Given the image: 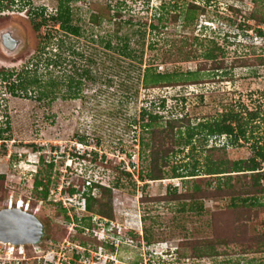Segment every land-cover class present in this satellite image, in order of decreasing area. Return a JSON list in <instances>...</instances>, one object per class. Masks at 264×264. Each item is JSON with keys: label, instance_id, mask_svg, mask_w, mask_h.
<instances>
[{"label": "rangeland", "instance_id": "374dc122", "mask_svg": "<svg viewBox=\"0 0 264 264\" xmlns=\"http://www.w3.org/2000/svg\"><path fill=\"white\" fill-rule=\"evenodd\" d=\"M5 4L0 11V29L14 34L19 45L17 53H0V208L11 202L28 204V212L41 222L44 232L34 246L0 243V264H264L263 251L245 252L232 244L218 247L224 256L205 257L211 251L205 244L215 238L212 213L224 212L228 198L206 199L201 211L197 210L200 202L191 204L185 198L150 201L169 198L175 191L185 195L198 185L210 184L213 189L223 182L204 175L202 149L225 144L229 159L241 161L250 158L255 147L264 148V65L259 66L264 37L254 40L255 31L243 39L231 37L243 26L264 31V25L249 18L259 13L264 17V0H72L69 6L85 39H95L87 45L84 37L78 41L66 38L58 25L48 23L39 33L34 31L30 13L44 7L45 16L54 14L57 0H10ZM189 4L204 12L188 11ZM90 13L105 20L92 26ZM127 20L129 25L124 24L119 35L124 31L131 35L130 48L139 49L143 56L140 71L127 72V65L136 64L117 58L99 43L113 34L118 21ZM48 31L55 32L56 40L51 45H45L44 39L40 43ZM224 34L228 40L220 37ZM62 40L65 44L75 42L74 48L88 54L94 80L83 81L78 74H69L84 84L80 96L63 99L65 87H60L50 105L37 102V89L28 88L27 96H13L8 90L10 82L2 80V71L20 72L28 63L29 70L37 64L42 80L50 73L56 81H67L58 69L46 65L55 61L51 54ZM43 45L45 49L40 50ZM215 45L223 52V58L219 56L227 65L223 70H214L213 62L203 58ZM239 59L253 66H230ZM201 63L205 66L198 72ZM147 67L176 73L181 80L173 86L145 89L141 79ZM145 112L161 118L152 128L161 130L170 120L186 118L194 133L192 141L184 144L187 128L174 131L180 144L169 145L172 152L167 156L163 180L142 182L138 178L149 169ZM229 114L237 115L244 135L234 144V137L230 143L224 136H207L204 141L207 125ZM35 182H41L40 188H34ZM95 184L111 189L108 204L112 220H87L82 195L90 188L91 195H98ZM44 188L49 193L46 201L41 200ZM71 189L72 196L68 194ZM58 190L71 200L63 199L61 206L53 204L55 195L60 196ZM98 222L104 227L96 226ZM247 225L249 235L262 231L264 210ZM195 252L203 257H196Z\"/></svg>", "mask_w": 264, "mask_h": 264}, {"label": "trees", "instance_id": "16d2710c", "mask_svg": "<svg viewBox=\"0 0 264 264\" xmlns=\"http://www.w3.org/2000/svg\"><path fill=\"white\" fill-rule=\"evenodd\" d=\"M4 1L6 2L5 6H7V2L10 0ZM71 1L72 0H57L55 12L54 14H49V16H45L46 8L44 7H41L39 10L32 11L30 15L32 14L34 17L31 20L34 31L39 33L41 27L47 26L49 23L52 27H54V25H58L59 30H61L66 38L75 37L77 38V41L78 39L83 38L85 32L79 25V19L74 18V14L69 6ZM229 9L233 10L234 12L237 10L233 7H230ZM187 10H200L201 12H204L202 8L194 4H189ZM38 18L40 19L39 22H37ZM249 18L253 19L257 25H264V17L260 13L259 15L255 16L251 15ZM100 20H105V18L94 13L89 14L88 22L92 26H99ZM116 24L117 25L113 34L108 35V37L105 36L106 38L103 37L104 39L99 40V43L103 44L107 51H113V54L116 53L117 58L129 61L131 64H136L135 66L137 67H134L133 65H127V72H129V69H139L140 71L142 67L143 56L140 54L139 49L130 48L129 37L131 35L127 34L128 31H124L121 35H119L122 31L123 25H129V20L126 22L118 21ZM151 28L154 29L155 27L151 26ZM236 31L237 32L232 33L234 36H231L236 40L245 38L242 36H247L249 31H255L257 36L252 34L254 36V40L257 37H264V31H262V29L259 27L251 29L249 26H243L236 28ZM53 33L55 32L53 31ZM53 33L48 31L44 37L40 38V43L44 39V44L48 45L52 42V40H56L54 35H52ZM86 37L87 36L85 34L84 45L95 42V39L93 40L92 36L91 38L89 37L90 41H87V39H85ZM140 37L141 39L144 37L143 33H140ZM220 37H222L223 40L229 39L228 34H224V36ZM113 41L116 43H113ZM74 43L75 42L72 44H65L63 40L60 41V44L57 46V50L51 54L53 55L52 57L56 58L55 61L49 60L48 64H46L47 66H52L53 70L58 69L61 74L64 75L63 78L67 80L66 82L63 80L56 81L55 79H52L50 77V73L47 76L48 78L42 80L40 77L41 74L37 73V64L33 63L32 68L29 70L30 63H28L20 72L19 69L16 71H8L7 69V71H2L4 74V77L2 76V80L8 83L10 82L8 87L9 92L15 97L20 95L27 96L28 88H32L34 90L37 89V102L50 105L55 99L57 92L60 91V87H65V93H63L62 98L77 99L80 96V91H82L81 88L84 86V84H82L80 79L75 80L73 77H70L69 74H78V76L82 78L83 81L85 79L94 80V76L91 75V71L89 70L90 62L89 57H87L88 54L86 55V52L82 51V49L78 50V48H74ZM45 47L46 46L43 45L40 50H44ZM219 56H222L221 58H223V52L221 51L220 47L215 45L213 49H207L205 51L203 58L205 61H212V68L218 71L225 69L227 66L226 62H224L222 59H219ZM60 60H63L64 63H60ZM239 60H233L230 66H253V64H250L247 62V60ZM260 65H264V57H260L259 66ZM204 66L205 64L201 63L198 68V72ZM120 69L124 70V67L121 66ZM177 76L178 75L176 73H159L153 69V67H147L143 70L141 83L145 89L169 87L175 85L179 80H181ZM181 82L185 81L182 80ZM144 115L148 117V122L144 126V129L149 132V169L145 174L139 175L138 178L142 182L163 180L165 179L164 168L167 166V156L170 152H172V149L169 147V145L175 143L180 144V139L178 140L175 138L174 131L181 127L187 128V138L183 141L184 144H189V142L192 141L194 133L189 131V120L186 118L175 119L172 121L170 120L167 122V126L160 130L152 128L153 124L161 122L160 116L152 112H145ZM202 128L204 129L205 127ZM205 129L207 130V133L204 135V141H206L207 136H224L227 138L229 143L232 140L231 138L234 137L233 143H231L234 144L239 137L244 135V131L240 126L237 115L233 114L226 115L221 121L216 122L214 125H207ZM1 132L3 131H0V140H3ZM225 146L226 145L224 144L220 148L211 147L202 149V151L204 150L205 152L206 162L203 171L205 172L204 175L209 177L215 176L216 178L223 180V182H218L216 188L211 189L210 184L202 187L198 185L191 191V193H187L185 195H177L175 191V193H173V195H171L169 198L162 196L161 198L150 200L160 202L165 201L166 199L173 201L176 199L180 200L181 198H185V200L188 199L191 201V204H198L200 202V206L197 207V210L201 211L203 210L202 201L206 199L216 200L228 198L229 205L225 208L224 212L217 211L212 213L213 216L211 224L215 238L214 240H211L205 244L206 247H210L211 250L209 253L205 254V257L210 258L224 256V254L220 255V253L217 251L218 247L221 245L230 246L232 244L240 247L245 252H264V226L262 231L252 235H249L250 233H248L246 229L248 226L247 224L250 221H254L259 218L260 212L264 210V148L262 146L255 147L253 149V155L246 160L232 161L228 157ZM195 171L198 170L195 168ZM123 175L130 177V173L127 172H123ZM192 176L197 175H191V177ZM0 178H3V175H0ZM40 184L41 182H35L34 188H40ZM93 187L94 190H97L98 195H91V188L87 193L82 195L85 213L89 215L87 220L90 222L92 217L112 220V209L108 204V200L111 197V189L99 184H95ZM40 192H42L41 200L46 201L47 197H49L48 189L44 188ZM73 192L74 189H71L68 194L72 196L74 194ZM52 203L57 204L54 202ZM57 205L61 206L60 203ZM62 212L64 214L67 213L65 209L62 210ZM65 218L68 220V217L65 216ZM89 228H92L91 223H89ZM144 240L146 244H150V241L147 238ZM194 255L196 257H203V255L198 252H195Z\"/></svg>", "mask_w": 264, "mask_h": 264}, {"label": "water", "instance_id": "95a60500", "mask_svg": "<svg viewBox=\"0 0 264 264\" xmlns=\"http://www.w3.org/2000/svg\"><path fill=\"white\" fill-rule=\"evenodd\" d=\"M16 42V41H15ZM1 228L10 231L13 238L7 240L0 235V242L11 246L37 245L43 239L44 228L41 222L31 213L17 208L5 209L0 213ZM5 223V225H4ZM4 227V228H3Z\"/></svg>", "mask_w": 264, "mask_h": 264}, {"label": "flooded vegetation", "instance_id": "af4514ba", "mask_svg": "<svg viewBox=\"0 0 264 264\" xmlns=\"http://www.w3.org/2000/svg\"><path fill=\"white\" fill-rule=\"evenodd\" d=\"M3 2L4 0H0V11H3ZM10 2V1H9ZM2 14V13H1ZM3 29H0V53L4 54L5 53H9L10 54H14L17 53V49L16 47L19 45L18 42H15V36L14 34H11L10 32H3ZM17 40V38H16ZM5 49V51H4ZM4 68V67H2Z\"/></svg>", "mask_w": 264, "mask_h": 264}, {"label": "built area", "instance_id": "2783aa9c", "mask_svg": "<svg viewBox=\"0 0 264 264\" xmlns=\"http://www.w3.org/2000/svg\"><path fill=\"white\" fill-rule=\"evenodd\" d=\"M58 192L60 193V196L58 197L57 195H55V197L51 200L52 202L56 203V201H58V203H60V204L62 205L61 201L63 202V199L71 200V199H70V196L67 195L65 198H63V196L61 195V191L58 190ZM52 194H54V191L50 192V195H52ZM58 203H57V204H58ZM11 204H12V202L9 203V206H10ZM18 204H19V202H18ZM63 204H64V202H63ZM28 208H29V206H28V204H26L25 207H24V209L27 210ZM84 209H85V208H84ZM103 222H104V221H103ZM103 225H104V224H103L102 222H98V223L96 224V226H98V227H100V226L104 227Z\"/></svg>", "mask_w": 264, "mask_h": 264}, {"label": "bare ground", "instance_id": "6f19581e", "mask_svg": "<svg viewBox=\"0 0 264 264\" xmlns=\"http://www.w3.org/2000/svg\"><path fill=\"white\" fill-rule=\"evenodd\" d=\"M12 205H13V202H12ZM19 205V207L17 208V209H19V210H22L20 207H21V204L19 203L18 204ZM5 209H12V206H6L5 208H0V213H2L3 211H5ZM3 221H1L0 223H2ZM4 225H5V223H4ZM4 228V227H3ZM3 235V237L5 238V239H7V240H12V238H13V236H12V234H11V232L10 231H6V230H4V229H2L1 228V230H0V235ZM9 246H11V245H9ZM12 247V246H11ZM19 247H21V246H19Z\"/></svg>", "mask_w": 264, "mask_h": 264}, {"label": "clouds", "instance_id": "9594fccd", "mask_svg": "<svg viewBox=\"0 0 264 264\" xmlns=\"http://www.w3.org/2000/svg\"><path fill=\"white\" fill-rule=\"evenodd\" d=\"M20 204H21V209H22V211H25V212H28L29 211V208L26 210V209H24V207H25V205H24V203L23 202H19ZM8 206H9V204H8ZM10 206H12V208H18L19 207V205H18V203L17 204H11ZM9 206V207H10ZM29 213V212H28ZM1 243V242H0ZM5 245H9V244H5ZM14 247V246H13ZM17 247H19V246H17Z\"/></svg>", "mask_w": 264, "mask_h": 264}]
</instances>
